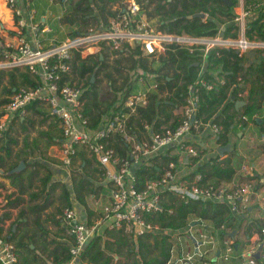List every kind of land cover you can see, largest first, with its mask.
I'll use <instances>...</instances> for the list:
<instances>
[{"label":"trees","instance_id":"1","mask_svg":"<svg viewBox=\"0 0 264 264\" xmlns=\"http://www.w3.org/2000/svg\"><path fill=\"white\" fill-rule=\"evenodd\" d=\"M122 0H77L71 2L68 10L64 11L61 22L66 24H77L70 35L85 29L88 25H99L106 23L108 18L117 12L116 5ZM140 8L149 19L158 17L156 26L158 29L167 32H189L194 34H213L224 24V33L235 34L231 31L234 28L231 18L233 6L236 0H136ZM203 11L205 16L188 15ZM261 17V16H260ZM256 18L250 21L247 33L253 31L260 37H264V22ZM0 44V57L1 49ZM250 55L246 52L239 55L230 49H219L209 51L204 57L197 49L189 50L176 44H170L165 51L158 56L143 54L137 46H125L117 55L129 56L130 65L127 67L134 70L135 80L139 76L146 79L151 74L157 81V89L149 94L148 103L139 106L129 117V126L133 132L140 133L144 122L152 124L155 129L162 125L174 127L178 124L180 116L175 110L184 102V96L189 83L199 77L207 81L217 82L212 88L207 89L199 85V101L197 103L196 116L203 123L215 124L220 127L216 134V141L226 143L228 134H237V126L246 125L252 122L258 126V131L264 134V50H252ZM248 52V51H247ZM158 59L156 67L151 65L152 61ZM106 55L102 53L90 54L81 58L78 53L74 54V72L78 78L85 77L83 91V112L88 119L89 127H96L104 116L113 114L119 109L122 100L138 87L134 80L126 76L124 84L114 85V95L100 94L95 81H91V73L107 68ZM119 62V58L114 59ZM122 66H114L106 75L113 79L112 74H121ZM19 69L0 72V83L5 77L10 84L9 87H2V94H9L13 87L19 85H35L36 81L26 84L25 77L31 75L26 69L20 73L21 80L15 81L16 72ZM127 74V73H126ZM125 74V75H126ZM124 75V78H125ZM223 76L224 82L219 83L218 77ZM239 77V79H238ZM247 85V94L241 99L245 103L238 108L235 102L238 99L237 92ZM7 89V90H4ZM123 93L117 98L116 93ZM6 100L2 97L0 102ZM37 101L27 105L28 112H40ZM53 119L38 131V135L30 138L24 135L21 139L23 146L13 153V146L19 143V138L11 135L8 127L17 124L23 131L27 128L28 117H14L8 127L0 130V168L4 171L2 175L9 179L13 199L7 200V207H17L27 201V207L19 208L14 219L16 229L8 227L3 235L4 226L0 224V234L12 241L16 246L20 260L25 264H63L69 258V247L72 243V234L68 231L66 223L62 219V211L65 207H72L74 196L77 203L88 211L86 195L96 188V174L100 172L97 160L91 156L84 147L77 148L72 156L71 166V188L60 180L52 179V171L43 162L36 160L27 163V156L30 147L38 149L41 140L45 141V147L41 150L46 152L47 147L58 145L62 137L59 121L56 116L49 114L48 118ZM45 122L47 119L44 120ZM123 155L124 149L118 141L112 143ZM262 152L264 154V145ZM41 149V148H39ZM88 153L90 158L85 156ZM222 154L213 152L206 158L200 160L199 155L192 156L187 163L191 169L184 173L189 179L198 174L197 183H219L231 180L236 173V165L233 161L235 153L233 150ZM177 153L166 151L164 154L155 156L158 161L151 164H141L135 168L136 181L141 186L147 178L157 177L162 170V165L169 161L177 162ZM19 160L30 164V169L11 171ZM84 160V164H82ZM94 166H90L92 164ZM40 168L44 170L40 174ZM257 178V176H251ZM94 178V179H93ZM38 181L36 186L34 183ZM264 184V180L262 182ZM259 184L261 182L259 181ZM36 186V189L34 187ZM58 195L55 196L56 191ZM27 196V198H25ZM57 197L59 204L54 211L45 214L44 221H51L58 225L57 230L64 231L62 238H57L42 223L40 212L52 206ZM33 201V204H31ZM160 209L145 214V219L157 225L155 230L146 231L136 237L123 232L121 229H104L103 233L94 235L81 253L80 259L86 264H165L169 257L170 233L182 229L187 220L192 216L208 218L220 228L218 233L222 237L225 234H236L241 221L234 216L227 205L221 201L210 199H181L176 193L164 190L161 193ZM89 212V211H88ZM30 213L33 216L30 218ZM10 217L6 212L0 218L4 221ZM62 225V226H61ZM261 218L252 219L246 227L245 234L251 235V228L254 231L260 229ZM254 226V227H253ZM229 228V230H226ZM33 244V247L30 246ZM1 264V263H0ZM237 264V263H234Z\"/></svg>","mask_w":264,"mask_h":264},{"label":"built area","instance_id":"2","mask_svg":"<svg viewBox=\"0 0 264 264\" xmlns=\"http://www.w3.org/2000/svg\"><path fill=\"white\" fill-rule=\"evenodd\" d=\"M5 3L15 21L16 36L15 42L2 43L0 72L26 69L36 84L19 85L7 95L0 94L6 97L5 101L0 102V130L8 127L14 117L23 118L28 112L29 103H45L49 113L58 118L61 128L62 137L57 145L61 162L71 166L77 148L84 147L97 160L99 175L105 186L100 218L94 222L80 217L75 206L63 209L62 219L73 237L69 258L63 264H86L80 259L81 253L91 238L99 234L100 228L121 229L134 237L155 230L157 225L146 220L145 214L161 208L159 205L164 190L173 191L185 201L201 198L224 202L237 219L247 214L254 196L259 195L258 190L263 188L257 179L249 175L253 167L250 161L245 160L241 165L246 177L232 185L222 182L199 184L196 182L198 174L189 179L184 176V171L178 169L190 157L199 155L198 143L189 138L193 129L209 124L214 135L220 130L219 126L203 123L196 116L198 84L210 89L217 82L199 77L188 84L184 102L179 106L180 119L174 127L162 125L160 129H155L152 124L144 122L140 133H136L129 126V117L139 106L148 103L149 94L157 89L156 80L146 81L140 76L143 86L129 93L119 109L104 116L96 127H89L83 112L82 94L85 87L73 83L69 77L74 71L75 53L84 58L105 48L110 50L112 56L125 46H137L143 54L158 56L170 44L189 50L197 49L203 57L211 50L217 52L223 48L239 55L264 50V37L255 31L251 35L247 33L250 21L261 16L259 21L264 22V0H238L234 4L231 18L234 28L231 31H235V34L224 33V24H220L221 28L213 34L163 31L152 23L136 0H122L115 6L116 14L109 17L106 23L88 25L74 35H65L60 39L53 37L45 42H41L37 33L50 28L36 20L34 9H29L23 15L17 0H5ZM218 82H224V77L219 76ZM246 94L247 88L239 89L238 99ZM238 125L240 128L245 126ZM256 138L264 140V134H248L250 141ZM113 141H118L124 149L123 155L112 144ZM168 150L177 153V162L163 164L157 177L147 178L139 186L135 168L143 163L157 162L154 157ZM261 197L264 208V189L261 190ZM261 218L259 230L239 238L238 233L233 232L220 237L219 229L225 228L222 224L217 227L208 218L192 215L182 229L169 231L170 249L165 264H213L214 256L216 264H264V215ZM256 252L259 253L258 257L255 256ZM0 263L25 264L20 260L14 243L2 234Z\"/></svg>","mask_w":264,"mask_h":264},{"label":"crops","instance_id":"3","mask_svg":"<svg viewBox=\"0 0 264 264\" xmlns=\"http://www.w3.org/2000/svg\"><path fill=\"white\" fill-rule=\"evenodd\" d=\"M17 1L22 9L23 15H25V13L28 12L29 9L32 8L36 11V20H39L40 23L44 22V24L48 25V27L50 28L48 30L39 31L37 33V36L41 40V42H45L49 38H53V36H55L53 35V31L56 30V26L61 32L63 29H65L64 25L66 23H63V22L61 23V17L63 16L64 11L69 9L72 1H70L68 5L64 0H60L61 1L60 3L56 0H31V1L17 0ZM14 23L15 21H14L13 15L11 11L9 10L8 6L6 5L5 0H0V30L6 37V40H4V42H15V37L11 34L13 30L15 31ZM68 25H71V24H68ZM26 30H27V33H29L28 26ZM21 72H22V69H19V71L16 72L17 74H16L15 81L16 79L17 81L21 80V76H20ZM25 78H26L25 79L26 84L33 82L32 80L33 77L31 75L27 74ZM245 88H247V85H245ZM176 111H178L179 113V107L175 110V112ZM237 129L238 131L236 135L234 133L228 134V140L226 141V143H220L216 141V135L213 134L212 128L209 124H202L199 128L193 129L189 135V138L192 141L198 143L200 160L206 158L213 152H218L217 150L218 147L222 145H227L229 147V149H227L223 153L218 152L219 154H222V157H224L227 154L226 152H229L231 150L234 151L235 156L233 157V161L236 165V173L231 180L222 181V184L232 185L234 183L241 181L243 178L246 177L241 169V165L243 164L245 160L250 161L253 166L249 175L257 176V178L259 177V181L261 179L263 181L264 180V154L262 152L261 146L264 145V140L256 138L255 140L250 141L248 139V134L250 133L257 134L261 132L258 131V126L254 125L252 122L247 123L244 126V128H240V126L238 125ZM51 146H56V145H51ZM85 156L87 158H90V156L87 153H85ZM84 162L85 161L82 160V164H84ZM92 165L94 166L93 161L90 166ZM30 167H31L30 164H26V168H23V169H26V171H28ZM190 169H191V166L185 163L181 170L186 172ZM257 178L255 177V179ZM69 181L71 184V180ZM93 181L96 184V188L93 192H90L86 195L85 197L86 202H88V199L90 200V198H93L94 200L97 199L95 195L96 193H98L99 196L104 195L105 186L98 173L96 174L95 180ZM11 188L13 189V187ZM34 189H36V186L34 187ZM263 189H264V184H263V188L262 189L260 188L258 190L260 194L257 196H254V199L252 201L250 208L248 209L247 214L242 219H239V221H241V226H242V223H245L246 221L245 218L247 216L257 215L259 218H261L262 215H264V208L262 207L263 200L261 197V190ZM25 198H27V196H25ZM93 199L92 201H90V208H88V211H89L88 212L84 209L83 206L77 203L74 196H72L71 198V200L73 201V206H75L76 209L78 210V214L80 215V217L85 218L89 222H91L90 220L94 222L98 218L97 216H94L97 210H96V206H94ZM34 202L36 201H33L31 204H33ZM28 204L29 203L25 201V207H27ZM19 206L20 205H18L17 207ZM12 208H16V207H12ZM47 209H43L40 212L42 223L50 230L51 233H53V234H50V236H54V234H56L57 238L64 239V237H60V236H63L64 231L57 230L58 225H56L55 223L51 221H44L45 214L49 213L47 212L48 211ZM81 209L82 210L84 209V210L80 213L79 210ZM29 215H30V218L33 216L32 213H30ZM251 232H254L253 228H251ZM236 233H238L237 236L239 238H243L245 236V235H240L238 230ZM243 234L245 233L243 232ZM31 247H33V244L31 245ZM197 264H200V263H197Z\"/></svg>","mask_w":264,"mask_h":264},{"label":"rangeland","instance_id":"4","mask_svg":"<svg viewBox=\"0 0 264 264\" xmlns=\"http://www.w3.org/2000/svg\"><path fill=\"white\" fill-rule=\"evenodd\" d=\"M59 3L61 2L60 0H56ZM67 5L68 3H70V1L72 2H76L77 0H64ZM142 2H145L144 0H142ZM236 2H238V0H236ZM158 17H154L151 19L153 24H156L158 22ZM77 26V24H65L64 28L62 30V32L58 29V27L56 26V30L53 31V35H55L58 39L63 38L65 35H70L71 32L75 29V27ZM13 30V29H12ZM14 37L16 36V32L13 30L11 33ZM55 36H53L54 38H56ZM4 40H6L5 35L2 33V31L0 30V44H2L4 42ZM102 53L106 55V63L108 65L107 68H103L97 71V73L95 74V72L91 73L93 74V81L96 82V85L98 87V90L100 91V94L103 95L104 93L107 94L109 97L112 95H114V85L115 86H119L121 84H124V81L126 80V76L129 75V79L127 81H125V84L129 81V80H134L135 81V85H137V87H141L143 86V82L140 81V76L138 77L137 80H135L136 78V74L134 72V70H131L129 68H127L130 65V57L129 56H122V55H115L112 56L110 54V50L105 48V49H101ZM101 50H98L95 52V54H99L101 53ZM254 51H248L246 52V54L248 53L249 55L251 53H253ZM115 58H119V62H116L114 59ZM159 64L158 59L155 58L154 61H152L151 65L153 67H156ZM118 65L119 67H121V74H119L118 72H114V74H112L113 79H110L106 73L110 72V70H112V67ZM127 73V74H126ZM90 74V75H91ZM126 74V75H125ZM125 75V78H124ZM147 76L149 77L148 79H146L144 76L143 78L147 81V80H154V78H152L151 74H147ZM86 77V76H85ZM85 77L83 78H78L77 74H75V72L73 71V73L71 74V76L69 77V79L75 83V84H81L83 87H85ZM144 80V82H145ZM145 85V84H144ZM3 86H7L9 87L10 84L7 80V77H5L3 79V81L0 83V94H2V87ZM87 87H85L86 89ZM7 90V89H4ZM123 95L122 92L118 91L116 93L117 98H121ZM2 96L0 95V98ZM41 105L37 106V109L40 112H27V114L25 115L26 117H28V119L30 121L26 122L27 128L25 129V131H23L21 129V127H18L17 124H14L12 127H8L6 130H9L11 135L16 136L17 138H19V143H16L13 146V153L17 152L18 150H20L23 146V143L21 142V139L23 138V136L28 135L30 138H33L34 136L38 135V131L42 128H44L47 125V122L52 120L53 117L49 116V110L48 107L45 103H40ZM264 112V111H263ZM176 113H178V111H176ZM47 119V121L45 122L44 120ZM45 141L41 140L40 143V147L41 149H33V148H29L27 149L29 151V154L27 156V163H32L35 162L36 160H39L41 162H43L44 164H46L49 169L52 171V179L54 180H60L62 182H65L69 188L71 187L70 181L71 180V174H72V166H67L64 163L61 162V160L58 157L57 154V145L56 146H49L47 147L46 152L42 153L41 150L44 149V145H45ZM174 152L175 151H171ZM88 154V153H87ZM20 161V160H19ZM18 161V162H19ZM18 164V163H17ZM16 164V165H17ZM15 165V166H16ZM12 167L11 170L14 169V167ZM28 166V165H27ZM26 168V163H25V167ZM178 169H182V165H179ZM3 170L0 168V218L2 217V215L6 212H9L10 217L6 220H2L0 221V224H2L4 226V232L2 233L3 235L6 233L8 227H11L12 230L16 229V223H14V219L17 215V211L19 210V208H22L25 206V202H23L19 207L16 208H12V207H7V200H12L13 194H12V188L10 187L9 184V179L2 175L3 174ZM44 172V170L42 168H40V174H42ZM99 180V178H98ZM257 180L259 181V177L257 178ZM257 181V182H258ZM263 182V181H262ZM36 186L39 184L38 181L35 182ZM263 183L260 184V186H262ZM58 190L54 193L55 196L58 195ZM97 199H93L90 198V200L88 199V204L87 207L90 208V201H92V199L94 200V206H96V213L94 216L99 217L100 216V203L105 199L104 195L99 196L98 193L95 194ZM59 204V201L57 199V197L54 200V203L52 206H50L47 210V212H52L54 211V207L56 205ZM12 208V209H11ZM85 209V208H84ZM83 209V210H84ZM82 209L79 210V212L81 213L83 211ZM86 210V209H85ZM100 218V217H99ZM254 218H259L257 215H252V216H247L245 218V223H242V226L238 227V231L240 235H247V234H243V232H245L246 227L248 226L249 222L254 219ZM92 222V220H90ZM254 227V226H253ZM104 229L100 228L98 230V233H103ZM32 244H30L31 246Z\"/></svg>","mask_w":264,"mask_h":264},{"label":"water","instance_id":"5","mask_svg":"<svg viewBox=\"0 0 264 264\" xmlns=\"http://www.w3.org/2000/svg\"><path fill=\"white\" fill-rule=\"evenodd\" d=\"M204 15H205V13H204L203 11H198V12H194V13L188 15V16H190V17H194V16H201V17H203ZM92 80H93V74H91V81H92ZM244 103H245V100H243V99H238V100H236V102H235V107L238 108L239 106L243 105ZM227 149H229V147H228L227 145H222V146L218 147L217 150H218L219 153H223V152L226 151ZM24 167H25V162H24V160H20V161L18 162V164L14 167V169L11 170V171H20V170H22ZM159 206H160V205H159ZM258 254H259V253L256 252L255 256L258 257ZM215 260H216V256H214V257L212 258L213 264H216Z\"/></svg>","mask_w":264,"mask_h":264}]
</instances>
